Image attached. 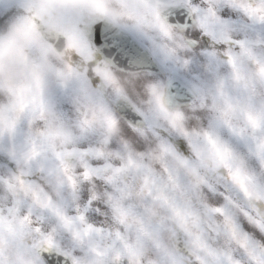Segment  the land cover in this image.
<instances>
[{
  "label": "snow or ice",
  "instance_id": "6c2138e0",
  "mask_svg": "<svg viewBox=\"0 0 264 264\" xmlns=\"http://www.w3.org/2000/svg\"><path fill=\"white\" fill-rule=\"evenodd\" d=\"M0 264H264V0H0Z\"/></svg>",
  "mask_w": 264,
  "mask_h": 264
},
{
  "label": "clouds",
  "instance_id": "9594fccd",
  "mask_svg": "<svg viewBox=\"0 0 264 264\" xmlns=\"http://www.w3.org/2000/svg\"><path fill=\"white\" fill-rule=\"evenodd\" d=\"M113 2L115 3V0H113ZM97 27H98L97 35H99L100 37H105L110 34L106 32V26L103 23L98 24ZM153 35L156 36L157 34L154 33ZM157 38L159 37L157 36ZM122 42L126 47H130V48L135 47L134 41L131 38L123 37ZM59 46L61 47V49L63 48V45H59ZM107 51H110V49H108ZM66 59L69 60L71 63H73V65H79L82 69L83 68L88 69V75L89 78L92 80L93 87L97 91L101 92L103 99L108 103L112 104V106L116 109V111L120 115L125 116V119H127L126 114H133L131 111L130 103L139 105L144 108L149 107V96L147 95L145 88L143 87L142 84L141 86L130 88L128 90V96H129L128 101L121 100L119 102H114V94L112 90L108 87H105L103 85V82L99 80L95 75V68L100 64L102 57L97 58V60L89 63H84L75 54H69L68 56H66ZM114 71L122 83L127 79L128 73L131 71L138 73V83L156 82L163 80L165 78L164 73L160 70V68L150 60H145V62L142 65L136 66L134 68L129 67L123 64L122 62L118 61ZM172 95L175 99L176 104L187 105L188 103H190L188 99H185L183 93H177L176 90H173ZM69 112L72 118L76 117L77 113L74 110L70 108Z\"/></svg>",
  "mask_w": 264,
  "mask_h": 264
}]
</instances>
